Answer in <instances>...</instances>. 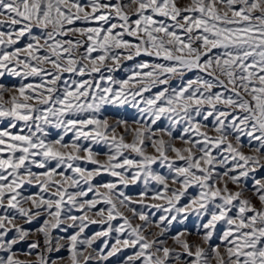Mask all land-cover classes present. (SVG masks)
Here are the masks:
<instances>
[{"label": "snow or ice", "instance_id": "6c2138e0", "mask_svg": "<svg viewBox=\"0 0 264 264\" xmlns=\"http://www.w3.org/2000/svg\"><path fill=\"white\" fill-rule=\"evenodd\" d=\"M0 264H264V0H0Z\"/></svg>", "mask_w": 264, "mask_h": 264}, {"label": "rangeland", "instance_id": "374dc122", "mask_svg": "<svg viewBox=\"0 0 264 264\" xmlns=\"http://www.w3.org/2000/svg\"><path fill=\"white\" fill-rule=\"evenodd\" d=\"M185 2H186V0H185ZM95 228H96V226H93V229H90V230H89V234H91V232H92ZM192 239L195 240L196 237H192ZM21 259H28V258L22 256Z\"/></svg>", "mask_w": 264, "mask_h": 264}]
</instances>
